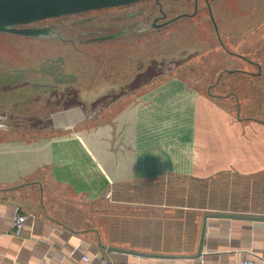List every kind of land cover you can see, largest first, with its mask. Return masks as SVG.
Listing matches in <instances>:
<instances>
[{
  "label": "rangeland",
  "instance_id": "obj_1",
  "mask_svg": "<svg viewBox=\"0 0 264 264\" xmlns=\"http://www.w3.org/2000/svg\"><path fill=\"white\" fill-rule=\"evenodd\" d=\"M210 2L221 39L204 0H199L195 16L180 17L171 23L167 20L193 14L196 0H161L169 13L166 19L159 17L156 0H144L28 25L56 30L46 36L0 31V141L72 132L74 128L83 130L92 124H111L113 116L133 105L141 115L138 123L141 128L145 124L147 127L160 125L159 117L168 121V117L161 116L165 108L169 109L168 102L177 109L178 102L187 100V104L191 103L190 111L194 109L199 115V127L185 123L184 128L189 132L178 135L185 142L198 139L201 147L209 150L215 148L210 143L213 134L216 141L220 138L216 152L211 151L215 160L221 159L224 163L219 173L204 181L192 175L168 176V166L165 170L160 162L156 166L152 163L155 173H145L135 182H115L112 189L205 190L244 195L254 188L260 192V174L256 178L246 177L228 169L227 163L230 159L238 163L245 153L238 136L229 135V120L231 124L236 121L238 127L251 125L256 142L264 139V0ZM140 9L146 12L118 20L119 16ZM127 28L129 32L118 38L91 40L98 34H112ZM173 77L190 83L191 97L168 98L175 92L168 91V79ZM144 113L157 115L156 121L149 123L150 118ZM120 126L118 136L128 132L127 119ZM101 131V138L112 135L111 129ZM162 135L171 137V132L154 134L151 141L156 147ZM147 138L140 139V146ZM211 153L204 155L212 157ZM160 154L156 151L155 156L147 154L142 159L146 163L150 158H160ZM146 200L159 203L165 199ZM227 200V205H232L233 200L230 203ZM244 200L237 199L238 205H244Z\"/></svg>",
  "mask_w": 264,
  "mask_h": 264
},
{
  "label": "crops",
  "instance_id": "obj_2",
  "mask_svg": "<svg viewBox=\"0 0 264 264\" xmlns=\"http://www.w3.org/2000/svg\"><path fill=\"white\" fill-rule=\"evenodd\" d=\"M189 85L185 79L169 78L168 91L175 92L168 98L191 97L193 90ZM185 102H178L177 109L168 102L169 109L165 108L161 115L168 121L159 117L160 125L145 124L141 128V115L133 105L113 116L111 124L0 141V264H37L44 259L47 264H101L102 256L141 264H241L253 254L264 256V220L216 216L206 221L202 254L197 256L207 214L264 217V139H253L251 125L238 127L236 121L231 124L229 120V135L238 136L245 153L238 163L230 159L227 166L246 177L260 174V192L254 188L244 195L205 190L112 189L115 182H135L145 173H155L153 168L159 162L165 170L168 166V176L192 175L204 181L219 173L224 163L215 160L211 153L216 152L219 137L216 141L213 134L210 143L215 148L209 150L201 147L198 139L185 142L178 135L186 133L185 123L199 127L198 113L190 111L191 103ZM219 112L229 118L226 112ZM144 114L149 116V123L156 121L157 115ZM125 119L128 132L123 130L118 136L120 123H125ZM122 127L126 130L125 125ZM105 128L111 129L112 135L101 138ZM159 132H171V137L162 135L156 147L151 139ZM142 137L148 138L140 146ZM156 151L161 153L160 158L144 163L142 157L155 156ZM204 153H211L212 157ZM158 197L165 200H146ZM241 198L245 199L244 205L237 203ZM227 199L229 203L233 200L232 205H227ZM20 211L27 213L28 218L23 233L16 235L13 217ZM109 246L166 256L111 252ZM85 256L91 260H85Z\"/></svg>",
  "mask_w": 264,
  "mask_h": 264
},
{
  "label": "water",
  "instance_id": "obj_3",
  "mask_svg": "<svg viewBox=\"0 0 264 264\" xmlns=\"http://www.w3.org/2000/svg\"><path fill=\"white\" fill-rule=\"evenodd\" d=\"M143 0H0V31L11 32L28 36H46L53 31V27H29V24L66 15H74L82 12L99 10L108 7H117L125 4L135 3ZM180 17H176L179 19ZM212 19L217 33L220 37L219 27L214 15ZM125 31L95 37L92 40H109L124 35ZM221 39V37H220ZM249 218L252 220H264V217L254 215H240L233 213H210L204 217L200 246L197 256L202 254L204 237L206 232V221L209 217ZM111 252H122L137 256H166L157 254H146L138 251L119 247H107Z\"/></svg>",
  "mask_w": 264,
  "mask_h": 264
},
{
  "label": "built area",
  "instance_id": "obj_4",
  "mask_svg": "<svg viewBox=\"0 0 264 264\" xmlns=\"http://www.w3.org/2000/svg\"><path fill=\"white\" fill-rule=\"evenodd\" d=\"M27 218H28V214L21 211L17 212L13 217L12 229L16 235H21L23 233L26 226ZM1 239H2V234H0V241ZM84 259L87 261L91 260L87 256H85ZM100 260H101V264H141L139 262L115 261L106 258L105 256H102ZM37 264H47V261L44 259L39 261ZM241 264H264V256L253 254L251 258L246 259Z\"/></svg>",
  "mask_w": 264,
  "mask_h": 264
},
{
  "label": "flooded vegetation",
  "instance_id": "obj_5",
  "mask_svg": "<svg viewBox=\"0 0 264 264\" xmlns=\"http://www.w3.org/2000/svg\"><path fill=\"white\" fill-rule=\"evenodd\" d=\"M156 1H157V5L159 7V12H160L159 17H162V18L166 19L169 16L168 11L164 8L163 4L161 3V0H156ZM204 1H206L207 7L209 8V11H210V16L212 17L213 12H212L211 2H210V0H204ZM139 2H142V1H139ZM135 3H138V2H135ZM198 3H199V0H196V3H195V12L193 14H187V13H185V14H182V15L177 16V17L195 16L197 14V11H198ZM130 4H133V3H130ZM130 4H125V5H121V6H127V5H130ZM144 12H146L144 9H140L139 11H137L135 13L134 12L126 13V14H123V15L119 16L118 17V20H121V19H129V18L135 17V16H137L139 14H143ZM159 17L155 18L156 22H158V20L160 19ZM173 21H175V18L167 20L168 23H171ZM165 22L166 21H164L163 23H165ZM163 23H155V24L163 25ZM53 31H56V30L53 29ZM122 31H125V33H124V35H125L127 32H129V29L127 28V29H124ZM90 34L91 35H94L95 33H90ZM99 35L100 34H98L97 36H99ZM94 38H95V36L92 37L91 40L94 39Z\"/></svg>",
  "mask_w": 264,
  "mask_h": 264
},
{
  "label": "trees",
  "instance_id": "obj_6",
  "mask_svg": "<svg viewBox=\"0 0 264 264\" xmlns=\"http://www.w3.org/2000/svg\"><path fill=\"white\" fill-rule=\"evenodd\" d=\"M260 66V65H259ZM190 199H192V198H190ZM194 200V199H193Z\"/></svg>",
  "mask_w": 264,
  "mask_h": 264
}]
</instances>
